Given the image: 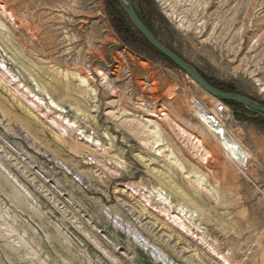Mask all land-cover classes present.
<instances>
[{"label": "rangeland", "instance_id": "1", "mask_svg": "<svg viewBox=\"0 0 264 264\" xmlns=\"http://www.w3.org/2000/svg\"><path fill=\"white\" fill-rule=\"evenodd\" d=\"M133 7L210 85L264 106V0ZM146 45L115 0H0V264H264V119ZM194 100L226 106L244 165Z\"/></svg>", "mask_w": 264, "mask_h": 264}, {"label": "water", "instance_id": "2", "mask_svg": "<svg viewBox=\"0 0 264 264\" xmlns=\"http://www.w3.org/2000/svg\"><path fill=\"white\" fill-rule=\"evenodd\" d=\"M119 8L123 11L131 25L138 32V34L143 38V40L159 55L167 59L171 64H173L177 69L183 72L190 80H192L200 89L210 96L225 102H232L242 106L244 109L250 113L257 115L264 119V106L255 102L254 100L242 96L237 93H228L216 89L210 85L200 73L192 67L190 64L185 62L181 57H179L172 50L160 43L153 34L147 29V27L142 23L136 14L133 7V0H115Z\"/></svg>", "mask_w": 264, "mask_h": 264}, {"label": "bare ground", "instance_id": "3", "mask_svg": "<svg viewBox=\"0 0 264 264\" xmlns=\"http://www.w3.org/2000/svg\"><path fill=\"white\" fill-rule=\"evenodd\" d=\"M11 16V15H10ZM83 71V70H82ZM89 73V72H88ZM115 74V73H114ZM88 77V76H87ZM88 78H82V86L87 89L90 90L91 86L88 82ZM193 82V81H192ZM194 83V82H193ZM195 84V83H194ZM111 88V87H110ZM118 90V89H117ZM115 88H113V92L116 95L117 91ZM96 91V90H95ZM119 91V90H118ZM112 94V95H114ZM216 99V98H215ZM218 100V99H217ZM215 101V100H214ZM220 101V100H219ZM217 101V103L219 102ZM219 105H217L215 107V109L212 111L210 110V112L217 116L218 121L217 124L216 123H212L211 121L207 120L206 114H204L202 112V110H198V109H193V110H198V111H194V113L196 114L195 117L198 119L199 123L201 124V126L203 127V131L201 132L203 136H211L212 139H214L218 145L221 147V149L223 150V152L227 155V157H229L231 160L237 162L238 164L244 165L248 159V154L245 151V149L242 147V145L234 138V136L228 131V129L226 128L224 121L222 119H220V114H218L216 112V108ZM52 110H55V112H60L61 110L56 106L53 105L51 106ZM143 114V113H142ZM166 116V115H165ZM215 122V121H214ZM133 122H129V126H132ZM130 126V127H131ZM126 127V126H125ZM154 131H151V134L153 135H157L158 131L157 129H153ZM127 131V130H126ZM199 137V136H198ZM85 139V138H84ZM87 141H89L93 146L95 147H99L100 149L103 148V144L100 143L99 141H94L93 139H91L90 137L86 138ZM197 140V139H196ZM201 140V138H200ZM199 141V140H198ZM156 144V142H155ZM92 147V146H91ZM163 148V147H162ZM104 149V148H103ZM160 151V150H159ZM203 159V158H202ZM205 161V159H204ZM65 168V167H64ZM185 176V175H184ZM186 177V176H185ZM158 194V193H157ZM158 198L160 199L161 202H166V200L164 198L161 197V195L158 194ZM166 205V204H165ZM191 216V215H190ZM222 260V259H221ZM226 264H229L226 260H223Z\"/></svg>", "mask_w": 264, "mask_h": 264}, {"label": "built area", "instance_id": "4", "mask_svg": "<svg viewBox=\"0 0 264 264\" xmlns=\"http://www.w3.org/2000/svg\"><path fill=\"white\" fill-rule=\"evenodd\" d=\"M191 108L192 109H198V110H202V112L204 114H206L207 120L211 121L213 124L216 123L218 121L217 116L213 115L210 112V108H208V106H206L204 103H202L199 100H194L193 103L191 104ZM191 109V110H192ZM216 112L218 114H220V119H222L224 121V118L227 114V108L224 104H220L217 108H216ZM215 121V122H214Z\"/></svg>", "mask_w": 264, "mask_h": 264}, {"label": "trees", "instance_id": "5", "mask_svg": "<svg viewBox=\"0 0 264 264\" xmlns=\"http://www.w3.org/2000/svg\"><path fill=\"white\" fill-rule=\"evenodd\" d=\"M147 44V43H146ZM146 46H148V45H146ZM149 47V46H148ZM228 105H230V106H239V105H237V104H235V103H231V102H226ZM239 107H241V106H239Z\"/></svg>", "mask_w": 264, "mask_h": 264}]
</instances>
